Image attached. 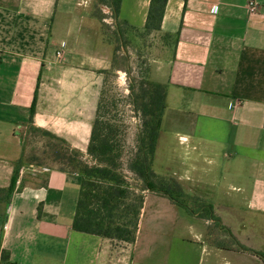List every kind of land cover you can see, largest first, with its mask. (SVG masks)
<instances>
[{"label": "crops", "instance_id": "crops-1", "mask_svg": "<svg viewBox=\"0 0 264 264\" xmlns=\"http://www.w3.org/2000/svg\"><path fill=\"white\" fill-rule=\"evenodd\" d=\"M149 3L122 0L118 19L143 31ZM90 14L80 0H0V190L15 177L0 192V264H264V0L256 13L167 0L148 77L166 90L161 127L191 154L170 177L213 210L145 192L134 243L74 230L79 174L32 163L24 142L45 131L88 157L112 64Z\"/></svg>", "mask_w": 264, "mask_h": 264}, {"label": "trees", "instance_id": "trees-1", "mask_svg": "<svg viewBox=\"0 0 264 264\" xmlns=\"http://www.w3.org/2000/svg\"><path fill=\"white\" fill-rule=\"evenodd\" d=\"M104 1L112 9L113 17L118 19L122 0ZM166 3L167 0H150L145 22L147 32L160 29ZM143 92L142 127L137 134L135 148L130 153L125 168L121 125L107 116L109 107L102 99H99L97 105L87 146L90 163H82L80 157L83 154L76 150H67L65 146L59 145V141L42 131L47 140L44 146L53 150L55 157L61 162V168L79 174V193L71 223V227L76 231L134 243L145 192L166 196L177 205L182 204L172 196L171 191L182 198L187 196L174 179L173 182L171 178L167 179L166 184L164 181H156L158 177L152 165L165 109L166 90L163 85L149 81V87ZM33 112L34 104L31 106V114ZM55 147H57L56 152ZM124 170L130 172L134 179L141 183L140 193L131 187ZM14 178L13 176L11 185L6 191L0 190V192H5L7 198L13 191ZM203 206V208H208V214L212 213V205ZM186 210L190 213H198L191 209ZM209 218L215 220L213 214Z\"/></svg>", "mask_w": 264, "mask_h": 264}, {"label": "rangeland", "instance_id": "rangeland-1", "mask_svg": "<svg viewBox=\"0 0 264 264\" xmlns=\"http://www.w3.org/2000/svg\"><path fill=\"white\" fill-rule=\"evenodd\" d=\"M81 5L87 6L90 10V17L97 30V36L100 41L109 45L111 48L112 64L111 68L103 74V87L100 99L106 102L109 107L108 117L117 121L121 127L123 143V161L124 168L129 160L130 153L136 145L137 134L140 132L142 124L141 100L143 91L149 87L150 63L155 55L153 45L162 37L156 36V31L147 32L134 31L121 20L112 15V9L104 0H80ZM163 138L158 143L154 155L152 169L158 173L160 181L170 179L174 171L173 167L180 168L177 172H182L185 164L189 162V156L186 146L180 143L177 136L172 134L169 127L162 126ZM25 143L28 147L29 159L32 163L45 164L46 166H56L57 158L55 154L51 156V151L44 149L47 143L46 138L40 145L41 134L35 133L31 128L27 129ZM36 141L34 137L38 138ZM82 163H90L88 157L81 156ZM198 166H206V162L199 160ZM70 165V164H68ZM131 187L140 193L141 183L134 179V176L124 170ZM173 182V178H171ZM170 180V183H171ZM172 185V184H171ZM144 193V192H142ZM174 198L179 200L182 205H177L182 210H194L200 215H206L208 208H203L205 204L212 205L210 201H200L197 197L186 193L184 198L179 197L177 193L170 192ZM187 207V208H186ZM190 210V211H191ZM188 212V211H187ZM190 213V212H189Z\"/></svg>", "mask_w": 264, "mask_h": 264}, {"label": "built area", "instance_id": "built-area-1", "mask_svg": "<svg viewBox=\"0 0 264 264\" xmlns=\"http://www.w3.org/2000/svg\"><path fill=\"white\" fill-rule=\"evenodd\" d=\"M247 7L250 13L258 11V0H247Z\"/></svg>", "mask_w": 264, "mask_h": 264}]
</instances>
